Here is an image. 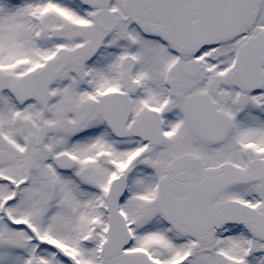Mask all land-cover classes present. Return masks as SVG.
Segmentation results:
<instances>
[{"label":"snow or ice","instance_id":"snow-or-ice-1","mask_svg":"<svg viewBox=\"0 0 264 264\" xmlns=\"http://www.w3.org/2000/svg\"><path fill=\"white\" fill-rule=\"evenodd\" d=\"M0 264H264V0H0Z\"/></svg>","mask_w":264,"mask_h":264}]
</instances>
